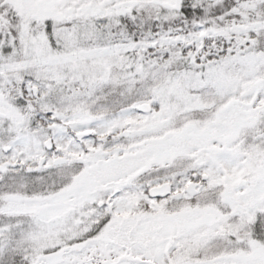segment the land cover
Instances as JSON below:
<instances>
[{
  "label": "snow or ice",
  "instance_id": "snow-or-ice-1",
  "mask_svg": "<svg viewBox=\"0 0 264 264\" xmlns=\"http://www.w3.org/2000/svg\"><path fill=\"white\" fill-rule=\"evenodd\" d=\"M0 264H264V0H0Z\"/></svg>",
  "mask_w": 264,
  "mask_h": 264
}]
</instances>
